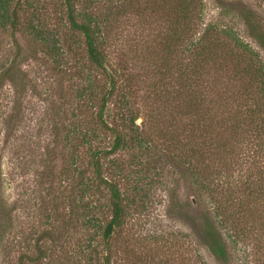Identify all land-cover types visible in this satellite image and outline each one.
Returning <instances> with one entry per match:
<instances>
[{
	"label": "trees",
	"instance_id": "trees-1",
	"mask_svg": "<svg viewBox=\"0 0 264 264\" xmlns=\"http://www.w3.org/2000/svg\"><path fill=\"white\" fill-rule=\"evenodd\" d=\"M49 1L53 11L41 0H0V28L20 33L54 58L77 55L83 45L91 66L103 70L107 84L100 96L96 78H88V86L81 90L79 101L90 100L93 120H76L71 130L74 198L70 202L64 195L54 197L55 215L41 236L43 243L37 241L34 257L21 255L19 264H26V258L33 264H51L47 240L60 248L59 264H112L110 244L125 226L128 209L120 186L128 174L115 156L132 153L142 165V158L154 156L159 146L174 165L190 173L195 198L204 205L196 234L217 262L264 264L260 53L234 28L206 25L205 0ZM133 17L139 18L141 27H159L156 34L135 39L128 49L132 66L146 71L147 93L140 107L135 84L139 76L122 73L126 69H116L111 60V53L127 56L117 30ZM244 21L264 48V20L247 8ZM20 76L14 60L0 72V88L7 81L16 84ZM141 115L146 129L137 124ZM109 134L114 141L107 148ZM62 207L70 208L67 212ZM12 215L0 178L1 244L13 226ZM199 262L190 257L188 264H206L201 257Z\"/></svg>",
	"mask_w": 264,
	"mask_h": 264
},
{
	"label": "rangeland",
	"instance_id": "rangeland-1",
	"mask_svg": "<svg viewBox=\"0 0 264 264\" xmlns=\"http://www.w3.org/2000/svg\"><path fill=\"white\" fill-rule=\"evenodd\" d=\"M50 3L41 0L53 11ZM205 4L206 25L234 28L264 61V48L249 34L244 21L247 8L264 20V1L205 0ZM139 23V18L133 17L117 30L118 43L124 46L127 56L111 53L112 66L126 69L121 70L124 74L139 76L135 83L139 89L137 107L144 105L146 71L142 66H132L133 55L128 49L135 39L159 30L158 26L141 27ZM80 47L77 55L70 58H54L28 43L20 33L14 35L0 28V72L14 60L22 72L16 84L7 81L0 88V178L13 213V226L0 243V264H19L21 255L34 257L36 243H43L41 236L55 215L54 197L64 195L70 202L74 198L71 187L76 179L71 172L75 149L71 130L76 120H93L92 103L87 97L79 101V95L88 86V78H96L100 84L99 96L107 84L103 70L91 66L85 47ZM144 120L143 115L137 120L142 129L147 128ZM113 141L109 134L106 147L112 146ZM163 148L159 146L154 156L142 158V165L132 153L115 156L128 174L120 182L128 209L125 226L110 244L112 264H188L190 257L197 263L201 257L206 264H219L196 234L204 205L195 198L190 173L183 166L174 165ZM87 163L93 177L90 159ZM234 172L238 174L237 170ZM62 208L68 212L70 207ZM46 244L53 252L51 264H59L60 248L53 247L50 240ZM243 248L240 245L239 250ZM25 262L33 264L28 258Z\"/></svg>",
	"mask_w": 264,
	"mask_h": 264
}]
</instances>
